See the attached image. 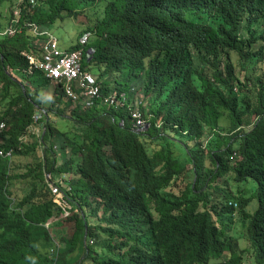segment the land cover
<instances>
[{
    "label": "trees",
    "instance_id": "1",
    "mask_svg": "<svg viewBox=\"0 0 264 264\" xmlns=\"http://www.w3.org/2000/svg\"><path fill=\"white\" fill-rule=\"evenodd\" d=\"M92 11L66 51L93 47L119 103L76 102L27 57ZM2 121L0 264H264V0H0Z\"/></svg>",
    "mask_w": 264,
    "mask_h": 264
},
{
    "label": "built area",
    "instance_id": "2",
    "mask_svg": "<svg viewBox=\"0 0 264 264\" xmlns=\"http://www.w3.org/2000/svg\"><path fill=\"white\" fill-rule=\"evenodd\" d=\"M10 34L15 30L8 29ZM47 38L43 42V49L40 54L28 53L27 57L33 68L42 70L47 77L56 83H62L66 94L76 102H82L92 106L98 99H104L109 104L119 103L116 94H110L106 97L102 95L101 85L95 74L83 68L84 59H90L94 48L90 47L66 51L61 48L59 40L49 31L42 32ZM91 32H86L80 38L82 44H87L90 40ZM126 97L125 93H122ZM40 115H36L38 119ZM136 128L145 130L148 126L140 108L133 109ZM5 128V122H0V132ZM0 155L12 157V152L0 149ZM237 206V203H232Z\"/></svg>",
    "mask_w": 264,
    "mask_h": 264
},
{
    "label": "rangeland",
    "instance_id": "3",
    "mask_svg": "<svg viewBox=\"0 0 264 264\" xmlns=\"http://www.w3.org/2000/svg\"><path fill=\"white\" fill-rule=\"evenodd\" d=\"M97 13V12H96ZM93 11L92 12H88L87 17L85 18L84 16H77V17H67L63 20H59L56 21L54 24L51 25V29L49 30L58 40H59V44L61 46V48L63 49L66 46L69 45H73L75 42H77V40H79V38H81L83 36V34L81 35L80 31L86 27V25L88 24L89 21L93 22L95 20V14ZM34 77H37V73L33 74ZM41 81H45L44 79H41ZM46 92L48 93V99L50 100L51 96L54 94L55 92V85L54 84H50L49 88L46 90ZM140 100L138 98L137 100V104L140 103ZM136 104V105H137ZM223 124L226 121L227 122V118H222L220 120ZM58 125L63 126L64 124L57 122ZM42 128H39L38 131L41 132ZM33 160L32 156H24V155H20V156H14L13 160H12V171L13 173L18 172V173H22L23 171H25L26 169V165L31 162ZM231 188L234 191H237L239 188H244L246 187V194L247 196H251L254 192V190L256 189V182L252 179L249 180V182L247 184H243L237 182L236 180H232L230 183ZM16 188V187H15ZM61 196V194L58 195V198ZM258 207V200L256 197H254L250 203L248 204L246 210L250 213H254L256 211ZM57 218H59V216H53L48 220V224L54 222ZM236 230L234 231L235 235L237 236L238 232L239 234L243 232V230H246V222L243 221L241 219V216L239 213L236 214ZM244 224V226H243ZM237 233V234H236ZM239 242L241 244V246H248V242L247 239L242 236L239 239ZM246 250L244 251V257L246 258L244 260L243 264H258L256 259H255V255L253 253V251L251 250V252L248 251V247H246ZM221 260H217L214 259L212 260L211 264H220Z\"/></svg>",
    "mask_w": 264,
    "mask_h": 264
},
{
    "label": "crops",
    "instance_id": "4",
    "mask_svg": "<svg viewBox=\"0 0 264 264\" xmlns=\"http://www.w3.org/2000/svg\"><path fill=\"white\" fill-rule=\"evenodd\" d=\"M69 46H70V45H69ZM69 46H66V47H64L63 49L66 50L67 48H69Z\"/></svg>",
    "mask_w": 264,
    "mask_h": 264
}]
</instances>
